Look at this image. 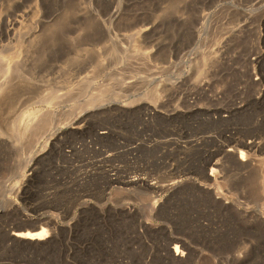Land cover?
Instances as JSON below:
<instances>
[{
    "label": "rangeland",
    "instance_id": "1",
    "mask_svg": "<svg viewBox=\"0 0 264 264\" xmlns=\"http://www.w3.org/2000/svg\"><path fill=\"white\" fill-rule=\"evenodd\" d=\"M258 53L264 0H0V264H264Z\"/></svg>",
    "mask_w": 264,
    "mask_h": 264
},
{
    "label": "bare ground",
    "instance_id": "2",
    "mask_svg": "<svg viewBox=\"0 0 264 264\" xmlns=\"http://www.w3.org/2000/svg\"><path fill=\"white\" fill-rule=\"evenodd\" d=\"M261 57H262V54L258 53V54H255V56H253V58H252V64L254 65L252 73H254L256 75L255 83L257 85H262V82L264 81V77H263L262 73L257 70V66L261 62ZM1 69H3V68H1ZM252 73H250V77L252 76L251 75ZM207 84L208 83L201 82V83H199L197 85V87H199V88L201 87L202 89H204V86L207 85ZM0 89L2 90V88H0ZM254 97L258 100V102H260V104H262V102L264 101V88L260 89L258 94H256ZM5 99H8V98H5ZM1 103H3V102H1ZM149 113H151V111ZM230 113H231V115H235V110L232 109L230 111ZM45 119H47V118H45ZM82 120L83 119L78 120L77 123L82 122ZM15 124H16L15 120L11 121L10 122V129L12 130L13 133L17 134L18 130H17V126ZM46 125H43V126L45 127ZM49 125H50V123H49ZM223 131H224V133H226L225 130H223ZM107 133L108 132L106 130H102L100 132L101 135H106ZM230 137H231V135H230ZM254 137L255 138L251 139L250 141H246V142H242L241 143V146L243 148L240 147L241 150L239 151L238 157L237 156L236 157L238 158V160L241 163V165H243L246 169L249 168L250 171H252V172H256V173L259 172L262 175H264V155H263V153H264V141L260 140L257 136H254ZM193 142L194 143L191 142V144L193 146H198V141L194 140ZM19 145H21V144H19ZM24 148H25V146L23 147V149ZM231 150H233L232 147L228 151L230 152ZM216 154H214V156ZM230 154H231V152H230ZM214 158L215 157H212V158H210L209 160L206 161L204 169H203V172L206 175L205 177H207L209 180H215L217 182V181H219L220 178H222V177L224 178V176L221 174V172H222L221 169H223L221 167H222L223 164L221 165V162H220L221 160L220 161L219 160H215ZM209 167H210V172H207ZM108 181H109L110 185H113L115 183H122V184H125L127 186H132V187L146 186V187H150L152 189H157V188L161 187L160 183L158 184V182H151L150 180H148V179H146V178H144L142 176L140 177V176H136V175L135 176H129V177L127 176V178L123 177L121 179L118 175L110 174L109 177H108ZM173 184H176V181L175 182H171L169 185H173ZM30 226L31 227L34 226V229L32 228L33 230H30V229L26 228L25 230H22L23 228L22 229L15 228L13 231L11 230V235H12L13 240L15 242L19 243V244L22 243L21 245H23V244L26 245V246L38 245L40 242L42 243L47 238L51 237L50 232L53 231V228H54V225L50 224L49 222L46 223V225H44V222H42V220H39L38 223H36L35 225H30ZM173 242H174V247H172V249L174 250V253L176 255H179V252H180V249H181L179 244H178L179 241H178V239H175Z\"/></svg>",
    "mask_w": 264,
    "mask_h": 264
}]
</instances>
